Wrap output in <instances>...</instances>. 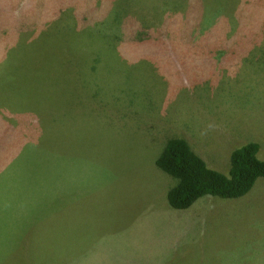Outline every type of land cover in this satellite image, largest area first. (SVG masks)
<instances>
[{
    "label": "rangeland",
    "instance_id": "1",
    "mask_svg": "<svg viewBox=\"0 0 264 264\" xmlns=\"http://www.w3.org/2000/svg\"><path fill=\"white\" fill-rule=\"evenodd\" d=\"M171 137L264 159V0H0V264H264V178L173 209Z\"/></svg>",
    "mask_w": 264,
    "mask_h": 264
},
{
    "label": "trees",
    "instance_id": "2",
    "mask_svg": "<svg viewBox=\"0 0 264 264\" xmlns=\"http://www.w3.org/2000/svg\"><path fill=\"white\" fill-rule=\"evenodd\" d=\"M104 14L101 12V17ZM112 20L115 23L117 15L113 16ZM165 22L169 23L170 20L166 18ZM129 25L131 30L128 39L132 40L135 36V40H132L134 42L145 41L144 39L147 37L146 29L150 36L156 35L161 42H164V39L158 36L159 31L163 28L155 29L148 23L131 22ZM140 25L142 29L137 32ZM258 150L259 143L255 141H249L232 150L229 156L230 167L226 175L209 167L204 159L192 150L184 138L171 137L167 139L155 160V164L160 170L176 179V183L166 193L168 205L176 210H184L205 195L221 198L243 196L253 187L259 177L264 178V159L257 156ZM27 164L28 162L23 160L16 165ZM10 173L16 174L17 172L7 171L2 173L0 186H7L10 182L15 183L12 186L22 185L21 182L8 178L7 175ZM19 194L20 192H14L13 197H18ZM12 224L15 225L13 222Z\"/></svg>",
    "mask_w": 264,
    "mask_h": 264
},
{
    "label": "clouds",
    "instance_id": "3",
    "mask_svg": "<svg viewBox=\"0 0 264 264\" xmlns=\"http://www.w3.org/2000/svg\"><path fill=\"white\" fill-rule=\"evenodd\" d=\"M196 21H199V20H194L193 22L195 23ZM186 22V21H185ZM184 22V23H185ZM169 39V38H168ZM168 39H164V42L167 41ZM35 142V141H34ZM34 142H31V143H34ZM15 198H18L17 196Z\"/></svg>",
    "mask_w": 264,
    "mask_h": 264
}]
</instances>
